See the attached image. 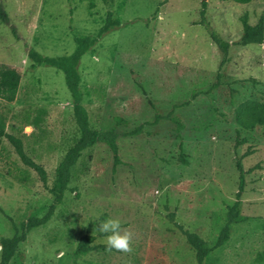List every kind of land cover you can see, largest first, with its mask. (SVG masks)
Instances as JSON below:
<instances>
[{
	"label": "rangeland",
	"instance_id": "1",
	"mask_svg": "<svg viewBox=\"0 0 264 264\" xmlns=\"http://www.w3.org/2000/svg\"><path fill=\"white\" fill-rule=\"evenodd\" d=\"M205 1L210 27L229 42L221 67L197 23L200 0H0L9 17L0 22V63L20 73L15 99L0 101L4 131L20 138L47 174L43 184L0 137V238L13 235L12 223L20 231L47 211L55 167L78 136L62 72L31 67L29 48L61 55L72 51L74 37H95L77 65L81 103L90 127L114 131L119 157L113 165L103 141L83 150L50 219L26 233L8 264H197L166 215L173 211L212 246L235 199L237 160L247 219L231 225L203 264H264V126L243 129L234 119L240 101L264 103V43H235L240 16L254 24L264 0ZM108 11L119 25L97 36ZM109 218L133 232L130 254L106 250L98 227ZM84 234L94 236L95 248L77 254Z\"/></svg>",
	"mask_w": 264,
	"mask_h": 264
},
{
	"label": "trees",
	"instance_id": "2",
	"mask_svg": "<svg viewBox=\"0 0 264 264\" xmlns=\"http://www.w3.org/2000/svg\"><path fill=\"white\" fill-rule=\"evenodd\" d=\"M235 3H248L251 0H230ZM206 1L200 0V18L198 24L202 25L210 39L216 45L218 51L221 54L219 61V67L224 65L228 61V47L229 42L224 40L222 36L213 28L210 27L205 17ZM264 12H262L257 21L254 24H250L247 21L246 13L240 16L242 24V31L239 39L235 42L238 45L247 44H261L264 43ZM0 22L3 24L9 23V17L0 2ZM119 25V20L111 16V12L108 11L103 24L97 31V36L106 32L113 26ZM12 33H14V27L11 26ZM95 42V37L88 35L74 37L75 46L70 53L61 55H44L29 48L27 51V57L30 61V66L35 67L39 65L50 66L58 69L63 74V80L72 100V116L76 125L78 136L74 139L72 144L65 151L58 164L55 167V178L52 192V202L48 206L47 211L40 217H29L26 222L21 223L20 231H18L15 224L12 223L14 233L10 237L0 238V264H8L17 251L18 244L25 239L26 233L33 227H37L46 223L58 203L61 202L64 191L71 176V169L77 162L81 152L97 141H103L113 154V165L119 163L118 147L115 140V133L112 130L98 131L93 129L89 125L88 113L84 105L81 103L82 90L80 88V75L77 70V65L88 49ZM20 73L19 71L10 65L0 63V101L12 102L17 94L19 87ZM38 112L44 113L43 108H38ZM158 118V116L156 117ZM234 119L238 126L243 129H252L256 126H264V103H261L253 99H245L237 103L234 107ZM39 116H36L32 123L37 125ZM136 130H132L129 133H135ZM5 136L8 142L13 147L15 153L19 157L21 163L29 169H32L38 179L45 184L47 179L46 171L43 166L34 161L29 154L26 153L21 139L14 134L6 133L4 131V116L0 112V137ZM236 167L238 170V184L235 193V199L231 204L226 205V217L225 223L220 228L215 242L212 246H209L206 241L199 236L196 232L190 231L183 224L175 221V213L170 211L167 213V218L178 229L179 233L185 239V242L193 249L197 264H203L208 258L210 252L216 247L221 246L228 240L230 234V228L232 224L245 221L247 218L240 214V195L244 186V171L240 162L236 161ZM21 181H26V176H16ZM8 218V216H6ZM10 220V218H8ZM94 236L90 234L82 235L75 248V253L84 254L91 249L95 248L91 245ZM97 247H105L99 245Z\"/></svg>",
	"mask_w": 264,
	"mask_h": 264
},
{
	"label": "clouds",
	"instance_id": "3",
	"mask_svg": "<svg viewBox=\"0 0 264 264\" xmlns=\"http://www.w3.org/2000/svg\"><path fill=\"white\" fill-rule=\"evenodd\" d=\"M98 231L106 234V250H113L130 254L133 251L134 234L132 231L123 229L122 223L118 218H109L99 224Z\"/></svg>",
	"mask_w": 264,
	"mask_h": 264
}]
</instances>
